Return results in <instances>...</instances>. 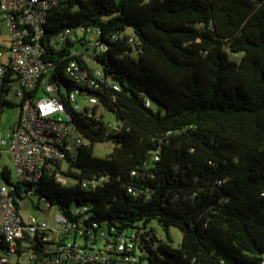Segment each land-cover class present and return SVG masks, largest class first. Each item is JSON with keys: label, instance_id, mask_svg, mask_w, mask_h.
Masks as SVG:
<instances>
[{"label": "trees", "instance_id": "1", "mask_svg": "<svg viewBox=\"0 0 264 264\" xmlns=\"http://www.w3.org/2000/svg\"><path fill=\"white\" fill-rule=\"evenodd\" d=\"M81 24L100 26L98 40L107 44L95 49L92 65L84 54L69 55L70 42L60 51L50 45ZM46 43L68 91L87 90L100 103L75 109L61 95L84 142L36 182H13L6 168L0 179L14 185L16 200L56 207L75 230L96 221L107 241L141 229L138 264H264V0H59L49 10ZM71 59L99 67L119 89L100 79L97 89L72 81L64 73ZM9 88L0 90V114L15 105ZM98 108L114 113L119 129ZM108 140L116 143L111 154L95 155ZM58 170L77 181H58ZM101 176L96 187L82 185ZM84 205L88 218L75 212ZM153 219L166 238L148 229ZM172 226L183 234L178 246ZM48 243L19 241L14 260L2 262L9 250L2 239L0 264H52ZM27 251L35 256L24 262Z\"/></svg>", "mask_w": 264, "mask_h": 264}, {"label": "built area", "instance_id": "2", "mask_svg": "<svg viewBox=\"0 0 264 264\" xmlns=\"http://www.w3.org/2000/svg\"><path fill=\"white\" fill-rule=\"evenodd\" d=\"M58 1L0 0V24L3 22L7 28L6 35L0 28V37L7 38L0 41V90L8 85V98L11 92L21 98V112L15 127L7 133L0 129V174L6 168L11 169L13 182L39 181L47 171L54 168L56 161H65L67 154L74 152L84 142V138L71 123V115L61 100L63 93L69 94L75 109L91 110L100 103L98 96L87 90L74 87L68 91L55 73L58 63L47 57L49 47L46 43V26L49 10ZM101 34L102 28L97 25L69 26L51 37L50 45L60 51L70 42L69 55L84 54L86 62L92 65L95 51L107 49V44L98 40ZM130 42L135 48L133 37ZM64 73L85 88L97 89L100 79L119 89L118 84L110 78H103V71L99 67L93 66L90 71L76 59L68 61ZM51 75H55L56 80L49 84ZM34 90L37 93L30 95ZM77 94L85 95L91 106L82 108L77 103ZM110 127L119 129L117 124H110ZM72 129L78 133L75 137ZM69 137L74 140L70 141ZM6 154L15 172L9 162L1 163ZM55 175L62 183L77 181L63 175L61 170ZM104 180V176L86 178L82 180V185L96 187ZM1 181L0 241L4 239L9 244L8 254L1 258L2 262L14 260L15 247L19 241L27 247L31 240L39 237L41 241H49L44 250L49 254V262L52 264L139 263L136 249L143 232L141 229H126L118 237L107 241L108 233L99 227L98 222L94 221L92 227L75 230L69 217L58 209L53 223L36 214L26 217L23 215L24 201H17L12 194L14 185ZM50 208L47 203L41 205V210L46 213ZM87 210L88 206L84 205L77 207L75 212L88 218ZM71 233L74 234V240H70ZM78 234L81 240L77 239ZM34 256L33 252L27 251L22 259L29 262Z\"/></svg>", "mask_w": 264, "mask_h": 264}, {"label": "rangeland", "instance_id": "3", "mask_svg": "<svg viewBox=\"0 0 264 264\" xmlns=\"http://www.w3.org/2000/svg\"><path fill=\"white\" fill-rule=\"evenodd\" d=\"M0 28L3 31V33L6 35L7 34V28L3 22H1ZM130 30L131 29H129V31ZM3 39L7 40V38L0 37V41H3ZM63 91L66 92L65 87H63ZM9 97L15 103V105L14 106H4L3 111L0 114V129L4 133L10 132L12 130V128L14 127L16 122L18 121L19 116H20V112H21V98L19 96H17L14 92H11ZM76 100H77V103H79L82 108H84L85 106H88V105L91 106L87 97L83 94L82 95L77 94ZM97 113H98V115L100 113H104V120H105V123L107 125L118 123V119H117L116 115L110 111H105L102 108H98ZM72 134L74 137L76 135H78V133L76 131H74L73 129H72ZM72 139L74 140V138L69 137L70 141H72ZM115 146H116V143L112 140L99 142L94 147V153L97 156L105 157V156H108L111 154V152L113 151ZM74 153H77L76 148L74 149ZM5 161L9 162L10 165H12L11 159L9 158V156L7 154L3 156V158L1 159V163H4ZM64 168H67V165L65 163H64ZM12 169L15 172L13 165H12ZM1 184H2V181L0 180V186H1ZM34 201L37 203L36 197L34 198ZM23 205H24V208H23V215L24 216L27 217L30 214H36V215H39L40 217L46 218L50 223H53L54 215H55V213L58 212L56 207H51L47 211V213L45 211L39 210L32 205V202L30 199L25 200ZM42 206H43V204H42ZM143 224H144L143 221H139L136 223V225H138V226H142ZM146 226L148 227V229H153L159 238H166L167 237V231L159 224V222L156 219H153V220L147 222ZM168 232L172 238V243L175 246H178L179 244H181L183 234H182V231L179 227L172 226V227H170ZM69 236H70V240H74V234L73 233H71ZM77 239L78 240L82 239L79 234L77 236ZM73 264H78V263H73Z\"/></svg>", "mask_w": 264, "mask_h": 264}, {"label": "water", "instance_id": "4", "mask_svg": "<svg viewBox=\"0 0 264 264\" xmlns=\"http://www.w3.org/2000/svg\"><path fill=\"white\" fill-rule=\"evenodd\" d=\"M55 80H56V76H55V75H51V76L49 77V84L54 83Z\"/></svg>", "mask_w": 264, "mask_h": 264}, {"label": "crops", "instance_id": "5", "mask_svg": "<svg viewBox=\"0 0 264 264\" xmlns=\"http://www.w3.org/2000/svg\"><path fill=\"white\" fill-rule=\"evenodd\" d=\"M16 123H17V122H16ZM15 125H16V124H15ZM15 125H14V127H15ZM14 127H13V128H14Z\"/></svg>", "mask_w": 264, "mask_h": 264}]
</instances>
